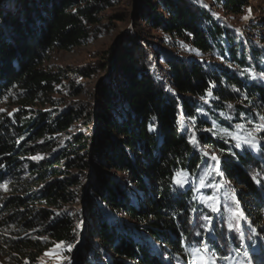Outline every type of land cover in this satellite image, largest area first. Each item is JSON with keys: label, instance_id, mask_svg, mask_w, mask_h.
Returning a JSON list of instances; mask_svg holds the SVG:
<instances>
[{"label": "trees", "instance_id": "trees-1", "mask_svg": "<svg viewBox=\"0 0 264 264\" xmlns=\"http://www.w3.org/2000/svg\"><path fill=\"white\" fill-rule=\"evenodd\" d=\"M120 1L0 0V186L26 174L20 192L41 185L9 200L18 209L10 220L37 234L17 239L14 251L34 262L55 243L73 249L89 238L81 264H186L209 253L220 261L210 264H264V132L256 148L234 139L243 118L264 122L262 45L241 40L199 0H142L136 18L162 34L155 42L136 29L94 67H45L50 52L97 38L101 13ZM215 1L234 14L247 6ZM99 70L112 78L90 109L54 97L78 96L77 81ZM206 150L218 154L219 173ZM204 168L201 191L220 203L214 214L194 184L174 182ZM84 194L86 210H66Z\"/></svg>", "mask_w": 264, "mask_h": 264}, {"label": "rangeland", "instance_id": "rangeland-1", "mask_svg": "<svg viewBox=\"0 0 264 264\" xmlns=\"http://www.w3.org/2000/svg\"><path fill=\"white\" fill-rule=\"evenodd\" d=\"M1 1L4 4H7L11 0ZM141 1L142 0H121L114 7L103 11L100 15V24L104 29L97 38L90 40L71 51L54 50L50 52L45 61V67L53 72L64 70L69 72V74L73 70L94 67L99 63H103L105 53L120 41L122 35L129 31H136V29L141 35H144L146 39L155 42L158 37H162V34L151 30L145 23L136 18ZM199 1L208 8L212 16L229 25L233 30V34H238L241 40L247 38L259 41L264 51V0H246L247 6L245 13L242 15L231 13L223 7H219L215 0ZM193 55L197 59L222 64L221 60L211 54L193 52ZM111 78L112 75L99 70L94 73L92 78L77 81V86L82 88V92L78 96L69 97L67 95H54V97L61 99L66 96L65 98L70 104H84L87 109H90V107L94 106L96 102H99V87ZM70 83L71 79L66 81V84ZM42 109L44 111L53 110L50 106H45ZM63 109L64 107H60V110ZM243 120V124L239 128V139L241 141L245 139L251 140L254 136L256 140L260 142V135L264 132V122L260 125H254L250 124L246 118H243ZM96 127L97 126L94 123L91 125L90 130H95ZM249 133H251V136H249ZM206 154L209 155L210 158L213 154L218 157L217 153L211 152L210 150H206ZM207 172L208 169L204 168L200 170V174L193 176L186 173H180L176 179L181 181L187 179V183H184L183 186L191 183L194 184L200 192L199 200L204 205L206 213L213 212L214 214L215 211H212L211 208L218 206L220 209L219 201H208L206 198L209 196H205L201 191V180L206 176ZM121 176L125 177L123 174H121ZM27 182L28 175L26 174L20 181L9 178L0 186V264H67L69 261L72 262V260L75 259H78V264H81L85 261L84 256L88 254L89 251V238H85L79 245H77V247L71 249V251H67L66 247L63 245L56 248L55 246L61 243H55L52 247L45 249L39 254L34 262H31L28 259L30 254L29 251H22L19 253L14 251L13 245L17 239L25 236L33 237L34 235H37H30L32 233H27L26 230L22 228L21 217L17 218L15 221L10 220V217L15 215L18 209L10 208L9 200L14 197L22 196L34 187L33 185L31 187V185L28 184L29 187L25 188L23 192H20L21 185H25ZM84 183H86V181H84ZM175 184L178 185L177 183ZM227 184L228 186H234L231 182ZM40 186L41 185L34 187L35 192ZM235 200L238 201V204H241L236 197ZM87 202V195L84 194L79 203L68 205L66 210H70L77 214L78 212L86 210ZM38 207L44 209L46 206L41 204ZM241 212L243 213V211ZM245 216L246 215L243 213V218H241L243 221H247ZM243 240L244 243H242V246L246 247L247 242L245 238ZM261 240L264 241L262 238ZM46 252L49 254L45 255ZM65 257L68 259H64ZM208 257L211 258L214 263L220 262L212 253H209ZM186 264H200V261L199 259L191 258ZM248 264H255V261L252 258H249Z\"/></svg>", "mask_w": 264, "mask_h": 264}, {"label": "snow or ice", "instance_id": "snow-or-ice-1", "mask_svg": "<svg viewBox=\"0 0 264 264\" xmlns=\"http://www.w3.org/2000/svg\"><path fill=\"white\" fill-rule=\"evenodd\" d=\"M245 18H247V17H245ZM230 107H231V106H230ZM249 136H251V133H249ZM234 139L237 140V143L235 144V147H236V148H241L242 145H248V146L251 147V148H256V147H258V145H259V141H257L256 138H255L254 136L252 137L251 140L245 139V140L241 141V140L239 139L238 136L234 137ZM190 142H193L194 144L198 143V142L195 140V131H193V133H192V137L190 138ZM34 159H35V158H34ZM211 159H212V161L215 162V163H214V166H213L214 169L217 171V173H219V172H220V169H219V163H220L219 158H218L215 154H213V155L211 156ZM174 182L177 183L179 186L182 187V186L184 185V183H187V179H185V180H183V181H181V180H179V179H176ZM201 184H202V186H207L206 184H204V181H203V180H201ZM206 199H207L208 201H216L217 198H216V197H213V196H209V197H207ZM234 202H235V203H238V201H234ZM211 210H212V211H215V212H218V211H219V207H218V206H216V207H212ZM233 216H239L240 218H243V213H242V212H236V211H234V212H233ZM204 219L207 220V221L209 222V231H210V230H211V227H210V226H211V217H207V216H206V217H204ZM230 230H231V228H230ZM235 231L240 232V228H239V227H236ZM198 234H199V233H198ZM61 246H62V244H58V245H56L55 247L58 248V247H61ZM65 247H66V250H67V251H71L73 245L68 244V245H66ZM53 251H54V250H53ZM196 251H199V250L197 249ZM204 252H205V253L208 252L207 247H205ZM48 254H49L48 252L45 253V255H48ZM64 259H68V258L65 257ZM198 259H199V261H200V264H210V258H209L207 255L199 256ZM69 264H70V261H69Z\"/></svg>", "mask_w": 264, "mask_h": 264}]
</instances>
